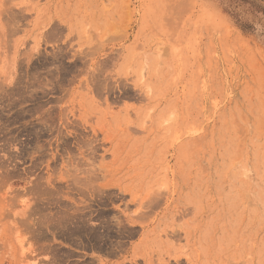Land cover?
Masks as SVG:
<instances>
[{
  "label": "rangeland",
  "instance_id": "1",
  "mask_svg": "<svg viewBox=\"0 0 264 264\" xmlns=\"http://www.w3.org/2000/svg\"><path fill=\"white\" fill-rule=\"evenodd\" d=\"M0 264H264V0H0Z\"/></svg>",
  "mask_w": 264,
  "mask_h": 264
}]
</instances>
